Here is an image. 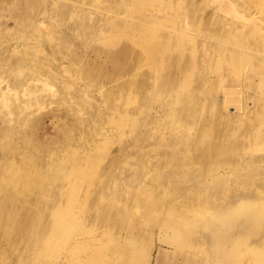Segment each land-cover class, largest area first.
I'll list each match as a JSON object with an SVG mask.
<instances>
[{"label": "rangeland", "instance_id": "374dc122", "mask_svg": "<svg viewBox=\"0 0 264 264\" xmlns=\"http://www.w3.org/2000/svg\"><path fill=\"white\" fill-rule=\"evenodd\" d=\"M2 6L7 9L6 16L16 28L14 35H0V87H4L7 81L12 82L15 92L9 94L8 105L15 109L14 120L24 122L19 131L11 134V121L3 113L0 114V152L14 154L12 164L16 165L15 170L18 164L29 163L26 156L29 158L31 154H37L43 161L56 158L57 171L61 169L59 165L63 169L59 176H52L50 170L42 173V169L28 166V170L33 172L36 169L39 173L23 179L27 183L38 182L37 193L35 189L28 193H32L33 199L40 202L44 209L55 204L51 196L64 192L63 184L65 187L73 183L79 192L75 191L76 200H71L75 202L72 210L54 208V215L49 221L61 228V232L50 243H43L42 248L34 246L19 252L3 246L0 249V264H43L65 259L52 255V243L62 244L68 237L67 247L56 249L64 254L70 253L71 264H156L158 257L161 264H176L183 252L191 255L205 245L214 249L215 243H209L201 229L196 232L197 243H179L175 238V228L165 226V222L180 220L173 214L174 208H181L187 217L196 208L213 213L215 206L227 202L237 204L241 199L236 198L234 189L237 186L234 183L240 178H228L224 196L216 198L217 195L210 194V184H215L213 180L217 174L192 169L189 165L198 163L194 153L190 154L183 169L178 166L179 160L175 159L181 151L166 159L147 149L142 154L136 153L135 158L120 155L115 165L118 172H122L121 190L115 194L118 197L113 198L112 193L88 197L101 208L118 203V216H113L107 224L97 220L99 227L88 232L89 221L79 206L85 203L83 182L90 180L93 170L81 171L78 167L87 155L94 162L101 158L100 166H109L110 156L116 152L118 156L119 149L123 148L121 120L139 117V113L133 117L134 110H140L145 117L141 136L146 148H151L157 141H166L173 153L182 140L190 144V140L198 136L205 115L209 119L208 129L217 126L213 115H218L224 125L232 122L231 127L226 128L229 134L223 137L237 144L255 139L257 146L254 152L263 154L264 0H89L85 2V7L73 8L61 1L9 0L2 1ZM14 7L16 10L11 14L8 10ZM97 8L133 17L136 21H128L124 28L99 27L96 21L101 17H92L88 12ZM29 18L35 20L33 25L39 20H55L57 29L53 27L39 34L32 33L26 26ZM63 30L68 31L67 36L62 34ZM167 30L171 32V38L185 35L188 39L185 42L192 41L194 46L198 45L194 37L203 35L243 49L259 50L262 56L256 60L258 57L231 47L214 45L211 40L199 42L207 44L208 49L198 51L178 39L167 40L160 36ZM123 41L134 45L133 48L142 53L133 71L139 78L145 79L147 85L141 87V94L135 97L126 92L121 78L112 77L119 63L104 70L93 65L99 56L97 47L102 51L110 50ZM183 50L188 52L184 58L178 55ZM152 53L159 56L156 62L151 60ZM102 57L105 58L104 54ZM158 75L159 79L153 78ZM216 76L221 83L214 86ZM139 87L134 90L138 91ZM212 88L216 91L226 88L228 95L224 97L218 92L209 94ZM69 92H75L76 96H69ZM119 100L120 103L117 102ZM25 101H31L32 106L26 107L23 112L20 105ZM70 101L76 104L73 106ZM65 102L67 104H63ZM0 107L5 108L3 101H0ZM229 116L232 119L225 120ZM150 117L155 118L154 126L149 121ZM177 117L185 118V124L173 132L171 121ZM260 131L262 135L251 137V132ZM180 132L181 135H174ZM47 133L52 135L49 139L46 138ZM210 137L206 136L205 140L217 138ZM46 142L49 148L42 146ZM11 145L20 149L10 152L7 147ZM7 164L11 162L0 159V171H12V165ZM233 164L223 163L215 168L218 174H225L237 168ZM55 167H52L53 171ZM244 168L248 174L257 171L260 177L243 176L242 183L252 186L246 189L252 195L248 199L258 201L264 207V174L261 173L264 162H250ZM251 180L253 185H250ZM46 181L50 183L46 184ZM25 186H22L23 189ZM25 193L27 197L28 193ZM89 194L95 195L93 190ZM148 197L156 199L154 208H145L143 199ZM120 212L127 216L121 218ZM90 217L92 214L87 219ZM181 224L184 229L190 226V222L184 220ZM82 232H86L88 238L75 243L73 240L76 236L81 237ZM262 235L256 232L252 237ZM240 245H231L228 252H212V259L216 261L213 264H232L237 258L241 264H258L253 254L258 249L264 250V243H247L243 248ZM160 248L164 251L157 257ZM27 253L30 254L29 260L24 262L22 257Z\"/></svg>", "mask_w": 264, "mask_h": 264}, {"label": "bare ground", "instance_id": "6f19581e", "mask_svg": "<svg viewBox=\"0 0 264 264\" xmlns=\"http://www.w3.org/2000/svg\"><path fill=\"white\" fill-rule=\"evenodd\" d=\"M2 1H9V0H0V35H6V37L10 35H14V29L16 28L15 25H13V21L7 18L6 11L7 9H3L2 7ZM50 1V0H46ZM51 1H61L66 2L70 5V7H81L85 5L86 1L89 0H51ZM85 7V6H84ZM83 7V8H84ZM82 10H86L83 9ZM16 10V7L13 9H9L8 11L11 12V14H14V11ZM183 10V9H182ZM90 16H94L96 18V15L100 16L101 18L96 21V25L99 27H105L110 29L118 28H124L126 27V23L128 21H136L133 17L127 18L126 16L119 15L117 12L110 11L104 8H97L95 11H88ZM126 17V18H125ZM53 19V18H52ZM137 19V18H136ZM18 21V19H13ZM55 20H49V22H45L44 20H39L38 23L33 25V22H35L34 19L29 18V21L26 22V26L30 27V31L35 34L42 33L44 31H48L49 29H52L55 27L57 29V26H55ZM23 28H24V20H23ZM76 29V28H74ZM73 29V30H74ZM72 30V29H70ZM170 30H167L166 32L160 33L164 39L171 40V39H178L180 42L187 43L188 45H191L190 47L196 48L198 51H205L208 49L207 44L201 45L199 42L207 43L212 41L214 45H219L221 47L225 46L228 48L237 49L238 51L244 52L246 54H249L253 57H258L256 60H260L262 56V52L256 49H243L238 45L229 44L228 42H218L216 40H213L212 38H206L205 36L198 35L194 37L196 39L197 44H193V42H185V39L188 40L185 35L182 37L181 35H176L173 38H171V32ZM174 31V30H173ZM67 30H63L62 34L67 36ZM192 38V36H191ZM160 39V38H159ZM14 46V45H13ZM134 45L130 44L129 42L123 41L119 45L114 46V48H110V50H104V53L102 49L97 47V52L99 56L93 61L94 66L96 65L100 70L107 69L111 67L112 65L118 64L116 68V72L112 74V77H118L122 79V86H125L126 92H131L132 96H136L138 93L141 94L140 89L141 87H145L147 85L145 79L139 78V76L136 74L133 69L136 67V60L140 58V55H142L141 51L135 50L133 48ZM9 47V46H8ZM15 47V46H14ZM14 49V48H13ZM7 49H5L6 51ZM46 51V50H45ZM94 52V49H93ZM188 53L186 50L180 51L179 56L184 58L187 56ZM104 54V57L102 55ZM181 58V59H182ZM159 59V56H156L155 53L151 54V60L153 62H156ZM119 67L121 69L119 70ZM125 74V75H123ZM103 77V75H101ZM16 78H19L16 77ZM154 79H159V75L153 77ZM5 79H2L1 81H4ZM209 80V79H208ZM207 80V81H208ZM205 81V82H207ZM218 81V82H217ZM221 81L218 80V76L215 77V84H220ZM139 87L138 91L136 92L134 89L135 87ZM224 87V86H223ZM1 88V87H0ZM224 90H217L212 88L211 92L216 94L217 92L221 95L226 97L228 95V89L223 88ZM14 91V88L12 86L11 81H7L5 83V86L1 88L0 92V101L4 102L5 108L0 107V114L3 113L6 119H9L12 124V131H10L11 134H14L15 132L19 131V128H22V124L24 121L16 122L14 120L15 117V109L10 108L8 105L9 102V94ZM15 92V91H14ZM50 94V93H49ZM55 95V92H52V95ZM69 96H76L75 92H69ZM80 96V95H79ZM83 101V100H82ZM87 100L83 101L86 102ZM71 105H75L76 102L70 101ZM120 103L121 101H117ZM38 103V102H37ZM67 104V102L63 103ZM32 102L31 101H25L21 103L20 107L22 108V111L24 112L26 110V107H31ZM119 107V106H118ZM72 109V108H70ZM73 110V109H72ZM123 110V108L121 109ZM219 110V109H218ZM223 112L228 113L227 110H221ZM70 112V111H69ZM133 117L139 113V117L132 118L131 119H122V136L120 140L122 141L123 148L119 149V155L117 156L116 153L113 154V156H110L108 167L100 166V161H102L101 158H97L94 162V159L87 155V157L83 159V162L80 167H78L79 170H85V171H92V177L90 180H87L83 182L84 189V195H85V203L83 202L82 205L79 206V209L83 211L85 214V219L89 221L87 224L89 225L90 229L88 232L93 229H97L99 227V224L97 223V220H101L104 224L110 223L113 216H118V203H116L114 206H109L106 208H101L99 204H97L94 200L91 201V199H88L98 195L99 193H112L113 198H117L118 196L115 195L117 193H120L121 190V184H122V172H118L117 168H115V165L117 163V158L121 155H127V157L132 156V158L136 157V153L142 154L148 150L150 153H158L161 155V157L171 158L174 156L175 152H179L177 155H175V159L177 158L179 160L178 166L182 169L187 166L185 165L187 162L188 157L190 154H193V157L197 159L198 163L193 166L189 165L192 169H201L203 171H207L208 173H216L213 182L215 184H210V194L212 196H216V198H222L224 196L223 190L225 188L226 180L230 177L234 178H240V180L237 179V182L234 184L237 186L234 191L237 192L236 198L241 199L237 202H227L223 205L215 206V210L213 211H203L202 209L196 208V210H193L190 212L189 216L187 214V217L184 213V211L181 208H174L173 214L177 217H180V220L174 219L168 222H165V226H170L171 228H175V238L176 240L180 241L179 243H197L198 237L196 236V232H198L200 229L203 231L204 236L208 238L209 243H215L214 249H211L212 247H209L205 245L203 248H201L200 251H196L195 253H192L194 255H190L188 252H183L181 254L180 259L178 260V263L176 264H198V263H210L213 264L216 261L212 258V252L214 253H224L228 252V249L231 245L238 246L239 243H241V248L245 246L247 243H264V207L260 204L258 201L249 200L252 195L248 193L246 189L251 188L247 185L243 184V176L248 178H260L257 175V171H252L249 174L246 172L244 166L250 162H254L256 164H259L261 162H264V153L258 154L255 153V147L257 146V142H255V139H248L247 141H243L239 144L234 143L231 140H228L227 137H223L222 135H227L228 130L226 128L231 127L230 124H223L221 123V117H218V115H213V118L215 120V126L213 129L209 127L208 129V117L205 115L203 117V123L201 126V131L199 132L198 136L193 138V140H190V144H188V141L182 140L179 144V147L174 151L171 152V147H168V143L165 141L155 142L154 145L151 148H146V143L143 141V137L141 136V126L143 124V120H145V117L141 115L140 110H134ZM218 112V111H216ZM100 116V115H99ZM20 118H17V120ZM232 117H226L225 120H231ZM186 120L185 118H175L171 121V126L173 128V132L177 131V127H183ZM29 121V120H28ZM25 120V122H28ZM149 121L151 122V125L154 126L155 118H149ZM16 122V123H14ZM16 124V125H15ZM225 127H224V126ZM80 127V126H79ZM38 134V133H37ZM46 138L49 139L52 135H49L48 133L45 134ZM174 135L179 136L180 133H175ZM262 135L260 132H251V137L254 138V136H260ZM206 136L208 138H211L210 136H217L215 140H205ZM35 142H38L37 139H34ZM178 142V139H177ZM44 148H49V143L46 142L45 144H42ZM19 148V147H18ZM15 145H11L7 147L8 151H18V149ZM29 160V163L25 164H18L17 170L16 165L12 164L15 161L14 154H8L7 151L0 152V159L5 160L8 162H11V164H7L6 166L12 165V171L3 172L0 171V249L4 247H12L15 248L17 252L21 251L24 248H32L34 246L42 248L43 243H50V240L55 237V235H58L61 232V228L57 227L55 223L50 222V217L54 215V211L58 207H64L68 211L72 210V208L75 206V202L71 200H76L77 196H74L75 191L78 193L79 189H75L73 186V183H68V186H65L63 184L64 192L62 193H53L51 196V199L54 201L55 204H51L49 206L41 205L40 202L36 201L32 197V193L29 195L28 191L35 189V192L37 193V190L39 188L38 182L35 183H27L23 181V179H28L29 177H32L39 172H37L36 169H42L44 171L51 172L52 176H59L62 174L63 169L62 166L59 165L61 169L57 171V168L55 167L57 160L54 158L53 160L49 161V158H46L44 161L39 159L37 154H31L30 157L26 156ZM28 162V161H27ZM229 165L230 163H234V166H237V168H234L233 171H227L224 173L218 174L216 171L217 166L223 164ZM28 166L36 168L33 172L28 170ZM52 167H55V171H53ZM256 167V166H255ZM20 168H23V170ZM257 170V167L256 169ZM70 171V170H69ZM68 172V170H67ZM262 174H264V170L261 171ZM64 174V173H63ZM256 175V176H255ZM242 177V178H241ZM195 178V177H193ZM157 181V180H156ZM42 182V181H41ZM252 182V183H251ZM250 185H253V180H251ZM44 183V182H43ZM46 184H49V181L45 182ZM54 182H52L53 184ZM26 185V186H25ZM34 185V186H33ZM249 185V186H250ZM22 186H25L23 189ZM30 186V187H29ZM60 186V185H58ZM29 187V188H28ZM93 190V193L95 195H88L90 191ZM25 192L28 193V196ZM234 194V196H235ZM111 197V198H112ZM148 199H152L151 201ZM87 200V201H86ZM143 203L145 204V208H151L155 207L156 199L148 197L147 199H143ZM51 208V209H50ZM55 208V209H54ZM101 209V211H99ZM44 210V211H43ZM81 211V212H82ZM128 210H126L127 212ZM148 211V209L146 210ZM124 212V211H123ZM92 217L87 219V216L91 215ZM121 218L127 216V214L121 213ZM94 216V217H93ZM186 219V220H185ZM125 220V219H123ZM121 220V221H123ZM190 222V226L186 227L185 229L181 227V223L183 222ZM135 230V229H134ZM256 232L263 233L261 237H252L253 234ZM86 233V232H85ZM85 233H81V237H77L73 240L75 243H78L79 239L82 238H88ZM212 235H211V234ZM92 235V234H91ZM211 235V238L210 236ZM84 238V239H85ZM93 238V237H90ZM69 237L64 239L62 241V244L59 243H52V247L54 248L53 256L58 257H66L65 259H54L51 263L45 262L43 264H71L73 263L72 260L69 259V254H64L63 252H60V250L56 248H64L67 247V243H69ZM209 245V244H208ZM199 250V249H198ZM232 250V249H231ZM163 248H160L158 251V256L162 255ZM61 253V254H60ZM2 254H5L4 252ZM30 254H25V257H22V260L24 262H27L28 256ZM253 256L256 258L254 259L255 262L258 264H264V250L258 249V251L253 254ZM12 258V257H11ZM207 258V260L205 259ZM159 260L156 261V264L160 263V257H158ZM90 261V260H89ZM232 264H241V260L239 258L232 261ZM254 262V263H255ZM85 263V262H84ZM6 264H8L6 262Z\"/></svg>", "mask_w": 264, "mask_h": 264}]
</instances>
